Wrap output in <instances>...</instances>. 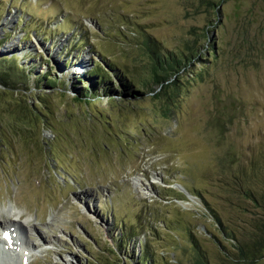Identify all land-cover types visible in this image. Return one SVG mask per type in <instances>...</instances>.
Wrapping results in <instances>:
<instances>
[{
    "label": "rangeland",
    "instance_id": "rangeland-1",
    "mask_svg": "<svg viewBox=\"0 0 264 264\" xmlns=\"http://www.w3.org/2000/svg\"><path fill=\"white\" fill-rule=\"evenodd\" d=\"M147 39L190 61L166 87L138 88ZM95 56L116 68L98 87ZM1 57L26 70L0 84V215L12 205L33 227L22 264H138L144 245L157 264H220V246L234 251L211 213L237 202L241 165L264 171V0H0Z\"/></svg>",
    "mask_w": 264,
    "mask_h": 264
},
{
    "label": "trees",
    "instance_id": "trees-1",
    "mask_svg": "<svg viewBox=\"0 0 264 264\" xmlns=\"http://www.w3.org/2000/svg\"><path fill=\"white\" fill-rule=\"evenodd\" d=\"M84 41L85 39L81 38L80 44ZM143 46L150 61V76L146 80L141 81L138 88H145L151 84V82L165 85L166 87L172 83H170L172 77L178 75L180 70L184 69L186 65H189L190 61L187 60L184 54L167 52L152 39H147ZM95 57L98 60L97 62L91 61L92 66L86 73V76L90 80H94V85L98 87L100 84L104 85L108 80H111L109 78L110 72L114 70L115 67L112 65L105 67L106 65L100 58L97 56ZM15 58L16 57H11V59L7 60L6 57H1L0 59V84L6 89L10 87L9 84L13 76L20 77V79L22 78L21 76L15 75V73L24 75L26 72L24 68H18L16 66L14 61ZM121 72L123 73V70ZM36 78L37 81L41 83L44 82L46 85L54 86L57 83L56 80L49 79L47 76L44 77V75H39ZM81 82H83V80L81 81L80 79L76 81L75 84H81ZM91 91L92 88H90V86L84 88L81 94L82 98H87ZM25 109L26 108L22 111L21 109H17L21 114L16 112V115L18 113L19 115H23L24 118L26 115ZM27 109L29 110V108ZM230 182L231 183L227 186V192L230 195L229 197L235 198L237 202L233 203V201L230 200V209L225 213L220 214L214 211L211 213L223 240L226 242L231 241L236 244L232 246L234 250L232 252L226 247L220 246L221 255L223 256L222 259H220V264H232L231 261L236 264H254L264 259V171L263 169L257 168L253 162L249 163L248 166L241 165L238 171L232 176ZM237 203L239 204L237 205ZM235 207L241 213H249L252 211L251 219L245 221L234 216L233 210H235ZM248 208L250 209L248 210ZM189 238L190 243L196 249L197 253H200L199 246L195 239L191 235ZM200 259L202 264H210L205 255L201 253ZM138 264H157L153 255L148 251L145 245L140 252Z\"/></svg>",
    "mask_w": 264,
    "mask_h": 264
},
{
    "label": "bare ground",
    "instance_id": "bare-ground-1",
    "mask_svg": "<svg viewBox=\"0 0 264 264\" xmlns=\"http://www.w3.org/2000/svg\"><path fill=\"white\" fill-rule=\"evenodd\" d=\"M135 182L138 183L140 181L136 180ZM1 214L0 231L2 235L4 232L10 231L12 234V242L11 245H8L0 239V260L2 254H5L9 258H19L22 256L26 261H28V255L33 252L35 248L34 244L28 243V241L24 242L22 234H24V232L26 233V228L27 230L32 231L31 229L33 227L29 225V221H27V225L22 222V212L18 211L12 205L4 208ZM42 245L45 246L46 244L43 243Z\"/></svg>",
    "mask_w": 264,
    "mask_h": 264
}]
</instances>
